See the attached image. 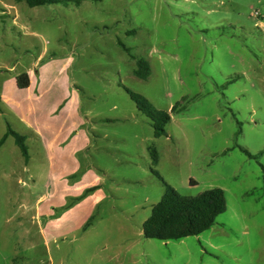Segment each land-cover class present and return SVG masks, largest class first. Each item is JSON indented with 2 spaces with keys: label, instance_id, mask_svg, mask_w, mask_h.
Segmentation results:
<instances>
[{
  "label": "rangeland",
  "instance_id": "374dc122",
  "mask_svg": "<svg viewBox=\"0 0 264 264\" xmlns=\"http://www.w3.org/2000/svg\"><path fill=\"white\" fill-rule=\"evenodd\" d=\"M74 1L31 8L0 0V139L8 126L28 151L26 161L13 136L0 145V264H264V0ZM130 55L149 63L146 80L133 75ZM26 71L48 109L74 107L84 119L72 129L69 115L55 122L60 148L77 131L108 137L107 150L87 137L71 166L66 147L60 158L76 170L65 183L48 179V148L8 110L26 100L13 82ZM123 87L157 110L177 105L167 136H154ZM88 118L98 119L90 133ZM149 148L154 169L180 195L223 190L227 209L209 230L143 238L164 193ZM85 172L105 198L78 205L83 192L66 197L69 220L49 237L46 220L64 210L46 211Z\"/></svg>",
  "mask_w": 264,
  "mask_h": 264
},
{
  "label": "trees",
  "instance_id": "16d2710c",
  "mask_svg": "<svg viewBox=\"0 0 264 264\" xmlns=\"http://www.w3.org/2000/svg\"><path fill=\"white\" fill-rule=\"evenodd\" d=\"M22 1H24L26 5L31 8L54 4L66 5L71 2V0ZM82 1L86 0H75L74 3L75 5H79ZM2 11L3 10L0 7V12ZM120 45L125 52L129 53V50L124 45L121 43ZM130 57L135 60V69L133 70V75L139 79L146 80L151 73L149 63L144 59H135V57L132 55H130ZM14 79L18 89H26L30 84L29 75L26 72L15 75ZM123 90L134 102L136 109L150 119L151 126L154 130V136H167L165 126L170 122V115L176 111L177 105H174L170 111L157 110L143 96L133 93L125 87H123ZM8 136H13L22 156L27 161L28 151L25 145V136L12 131L7 126V131L0 139V145ZM148 152L151 165L150 171L163 184L164 193L162 194L160 200L152 206L149 217L142 225L143 238L159 241L180 240L189 236H198L201 233L209 230L214 225L216 218L220 214L224 213L227 209L223 190L215 188L207 190L196 196L180 195L172 187L166 184L162 180L159 173L154 169L158 164V157L155 150L149 148ZM243 152L249 156L246 150H243ZM259 154L264 159V145ZM261 170L264 191V163L261 164ZM93 190L94 188L87 189L78 199H82ZM70 206L71 204H66L60 209L66 210Z\"/></svg>",
  "mask_w": 264,
  "mask_h": 264
},
{
  "label": "crops",
  "instance_id": "0c3cea01",
  "mask_svg": "<svg viewBox=\"0 0 264 264\" xmlns=\"http://www.w3.org/2000/svg\"><path fill=\"white\" fill-rule=\"evenodd\" d=\"M26 72L29 75V80H30V84H29L28 88L18 89L16 87L17 90H19L25 94L26 100L24 103H16L15 102L16 104L13 103V104L8 105V108H9L8 110L10 112H12L14 115L19 116L21 121L27 124V126L31 130L32 134L40 141V143L48 148V156H49V166H48V170H47L48 179L53 178L56 180H60L61 184H62V182L65 183L66 177H69L76 170V168H74L73 166L70 167L71 162L73 164L74 157L77 156L82 150L87 148L89 145V141H85V140H87V137L97 139V140L99 139V141L101 139L102 142L100 145H98L97 148L106 149V150H107V145H104L103 141L104 142L107 141L108 137L103 133L98 134V133L94 132L90 136V134L86 133L85 131L84 132H82V131L78 132L77 131L75 138L70 140V142H69L70 146L69 145L65 146V144H63L62 145L63 148H60V146L56 142L57 136H58V131L57 132L54 131V129H56L55 128V126H56L55 122H57L60 117H62V116L67 117L69 115L71 118L70 124L73 125L71 127V129H72L74 127H77V125H79V123L84 125V119H82L80 117L79 112L77 113V111L74 110V107L71 109H68L67 111H65L61 115L60 114L56 115L53 110L48 109L50 104L48 103V101L47 102L42 101L40 98L41 94H38L39 89H40V87H39L40 81L36 80V78L31 74V71H26ZM13 80H14L13 82L16 86L15 79H13ZM0 100H4V98L1 95H0ZM0 103H1V101H0ZM0 108H1V111H0V114H1L3 112V109H2V107H0ZM56 116H59V117H56ZM87 120H88V123L90 124V127L88 129L89 133H90V131L93 132L94 126L91 123L96 122V124H97L98 119L88 118ZM105 120H106V123H110L111 121H115V120H110V119H105ZM66 147L71 149V151L69 153L70 166L68 165V161L64 162L60 158L63 156L62 153L64 152ZM58 149H60L61 152H59ZM100 170L105 171L104 169H100ZM87 176H88V172H85L83 174V181H84L83 184L75 185V186L71 187V189H74L73 192H71V189L67 188V186L66 187L63 186L64 190L61 191L63 199H62L61 203L60 204H51L50 205L51 208L48 211H46V213H45L46 216L49 217V216L53 215L54 210L56 208L60 209L63 206H65L66 204H68L66 202V197L77 196L81 192L86 191L85 189H90L91 187H94V190L92 192H90L88 195L84 196L83 199L80 200L78 205H82V204H86V203L89 204L91 202V200H93V199H94V205H99L101 203V201L105 198L104 191L100 188L99 185H96L98 183L97 180H96L95 184H93V185L87 183L85 181ZM56 190H58V189L56 188ZM76 208H77V206H76ZM69 212L70 211L64 210V212L61 214L59 219L58 218L57 219L56 218L55 219L48 218L45 222V230H44L45 233L48 236L53 235L52 230L55 229L54 232H56L58 227L61 226V224L65 223L66 221L69 220L68 217L66 218V215ZM59 223H60V225H58ZM143 223H142V225H143ZM142 225L140 228L141 234H142ZM68 227L69 226H67V225L65 226L66 231H67ZM75 227H76V229L81 228L79 225H77Z\"/></svg>",
  "mask_w": 264,
  "mask_h": 264
}]
</instances>
